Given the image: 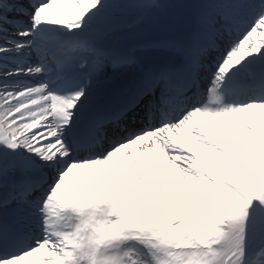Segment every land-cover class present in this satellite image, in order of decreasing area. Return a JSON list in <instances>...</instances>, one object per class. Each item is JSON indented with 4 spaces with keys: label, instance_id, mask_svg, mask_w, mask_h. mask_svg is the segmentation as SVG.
I'll return each mask as SVG.
<instances>
[{
    "label": "snow or ice",
    "instance_id": "obj_1",
    "mask_svg": "<svg viewBox=\"0 0 264 264\" xmlns=\"http://www.w3.org/2000/svg\"><path fill=\"white\" fill-rule=\"evenodd\" d=\"M26 261L264 264V0H0V264Z\"/></svg>",
    "mask_w": 264,
    "mask_h": 264
},
{
    "label": "bare ground",
    "instance_id": "obj_2",
    "mask_svg": "<svg viewBox=\"0 0 264 264\" xmlns=\"http://www.w3.org/2000/svg\"><path fill=\"white\" fill-rule=\"evenodd\" d=\"M60 8H61V6H59V5L54 6V9H55L57 12L60 11ZM67 11H69V12H71V13L73 12L72 9H68ZM70 17H71V15H69V18H70ZM209 130L212 131L213 134H216V132H215V128H214V127L210 128ZM185 131H186V130H185ZM173 137H174V138L177 137V142H178V143H183V138H182V136H181L180 133H175ZM65 194H66V195H69V194H70V190H67V189H66V190H65ZM41 256H43V257L45 258V260L47 259V252H46V250L43 251V252H41V253L36 254V257H37V258H39V257H41ZM33 259H34V258H29L30 261L33 260ZM25 264H28V261H26Z\"/></svg>",
    "mask_w": 264,
    "mask_h": 264
},
{
    "label": "rangeland",
    "instance_id": "obj_3",
    "mask_svg": "<svg viewBox=\"0 0 264 264\" xmlns=\"http://www.w3.org/2000/svg\"><path fill=\"white\" fill-rule=\"evenodd\" d=\"M69 12V11H68ZM72 13L71 12H69V15H71Z\"/></svg>",
    "mask_w": 264,
    "mask_h": 264
}]
</instances>
